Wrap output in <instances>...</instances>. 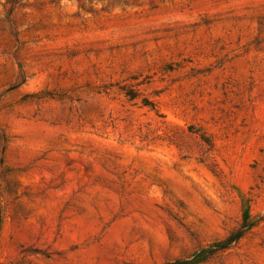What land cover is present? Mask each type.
I'll list each match as a JSON object with an SVG mask.
<instances>
[{
	"label": "rangeland",
	"instance_id": "1",
	"mask_svg": "<svg viewBox=\"0 0 264 264\" xmlns=\"http://www.w3.org/2000/svg\"><path fill=\"white\" fill-rule=\"evenodd\" d=\"M0 264H163L264 214V0H0ZM202 264H264V223Z\"/></svg>",
	"mask_w": 264,
	"mask_h": 264
},
{
	"label": "trees",
	"instance_id": "2",
	"mask_svg": "<svg viewBox=\"0 0 264 264\" xmlns=\"http://www.w3.org/2000/svg\"><path fill=\"white\" fill-rule=\"evenodd\" d=\"M2 211L0 210V235L2 231ZM264 223V214L258 216H252L251 214L245 212L241 224L233 230L229 236L223 240L216 241L207 247L199 250L192 256L175 260L172 262H167L163 264H202L210 261L211 259L218 257L224 252L230 250L235 246L241 239L246 237L260 224Z\"/></svg>",
	"mask_w": 264,
	"mask_h": 264
}]
</instances>
